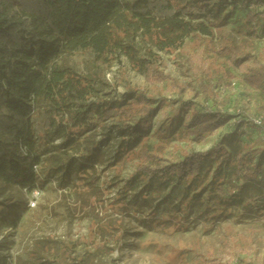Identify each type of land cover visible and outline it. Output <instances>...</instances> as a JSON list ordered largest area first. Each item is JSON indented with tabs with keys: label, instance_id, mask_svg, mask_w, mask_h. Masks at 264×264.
Masks as SVG:
<instances>
[{
	"label": "trees",
	"instance_id": "1",
	"mask_svg": "<svg viewBox=\"0 0 264 264\" xmlns=\"http://www.w3.org/2000/svg\"><path fill=\"white\" fill-rule=\"evenodd\" d=\"M252 6L264 8V0H0V224L8 222L9 209L22 190L36 187L34 165L67 178L72 174L83 182L90 190L83 199L87 206L102 201V191L92 186L97 180L95 166L106 160L102 148L115 139L113 163H120L141 145L157 111L155 102L138 90L104 98L105 75L121 54L148 83H162L169 76L159 73L157 53H172L196 43L224 58L227 70L237 69L243 85L260 94L264 104V65L252 62L248 52L239 55L241 51L228 37L217 49L213 44L215 28L237 12L259 19L258 10L251 13ZM188 62L195 73L205 75L208 65L202 50L190 54ZM209 85L207 80L205 86ZM204 99L191 113L187 106L184 131L196 142L236 120L235 115H227ZM237 117L235 128H259L261 135L254 143H228L230 151L223 157L229 166L226 180L219 179L220 172L209 179L211 164L202 172L205 163L223 150L211 147L174 164L149 161L137 165L117 190L115 205L129 197L126 205L140 206L141 189L146 191L159 179L166 186L175 179V185L182 186V200L189 194L199 199L209 184L210 193L228 194L239 205L242 187L235 191L237 183L251 180L253 171L260 174L263 188L253 202L264 207L263 167L254 158L263 139V117H255L260 125L243 112ZM200 184V191L191 193ZM231 184L236 186L230 188ZM126 205L121 208L127 210ZM120 225L116 219L106 218L102 227L112 237L111 230L119 231ZM72 248L67 242L39 239L27 257L16 258L14 264H47L49 253L59 254V264H93L91 259H75ZM0 264H10L8 256L0 253ZM235 264L253 263L240 259Z\"/></svg>",
	"mask_w": 264,
	"mask_h": 264
},
{
	"label": "rangeland",
	"instance_id": "2",
	"mask_svg": "<svg viewBox=\"0 0 264 264\" xmlns=\"http://www.w3.org/2000/svg\"><path fill=\"white\" fill-rule=\"evenodd\" d=\"M257 10L261 14L259 19L248 18L239 11L230 16L225 25L216 27L215 49L228 37L241 51L239 55L248 52L252 62L264 65V8L252 6L250 9L251 13ZM198 50H202L208 65L205 75L195 73L188 62V56ZM157 54L159 73L169 76V80L162 83H148L144 74L132 69L129 58L123 54L105 75L107 86L102 93L105 99L124 94L127 89L138 90L155 102L157 111L141 145L120 163H113L115 139L102 148L106 160L103 165L95 166L97 180L92 182L93 187L102 191V201L87 206L83 199L90 190L83 182L72 174L67 178L63 173L40 167L33 189L37 191L23 189L15 206L9 209L8 222L0 224V253L8 256L10 264L18 257L25 259L33 242L45 238L72 244L75 259H91L93 264H235L240 259L264 264V207L253 202L263 188L260 174L256 176L253 171L251 180L237 183L235 191L242 187L239 205L236 198L229 199L228 194L210 193L209 184L199 199L189 194L182 200L184 192L181 185H175V179L168 186L164 179H159L146 191L141 189L140 206L126 205L129 197L115 205L117 190L137 165L149 161L161 166L174 164L190 153L205 152L211 147L219 146L223 150L220 156L205 163L202 172L206 173L211 164L209 179L212 173L220 172L219 179L226 180L229 166L223 157L230 151L228 143H254L261 135L259 128L233 126L240 112L254 118L263 117L264 139L262 96L243 85L237 69L227 70L224 58L216 57L196 43L172 53ZM207 80L209 86H205ZM204 97L208 98L209 105L222 108L227 115H235L236 120L203 142H196L184 131L187 106L191 113L205 101ZM263 139L254 158L259 159L264 174ZM89 180L86 177V181ZM200 189L201 184L191 193ZM30 201L33 206L27 205ZM125 205L127 210L121 208ZM106 218L121 223L119 231L111 230L114 237L102 227L106 226ZM58 255L49 253L47 264H59Z\"/></svg>",
	"mask_w": 264,
	"mask_h": 264
},
{
	"label": "built area",
	"instance_id": "3",
	"mask_svg": "<svg viewBox=\"0 0 264 264\" xmlns=\"http://www.w3.org/2000/svg\"><path fill=\"white\" fill-rule=\"evenodd\" d=\"M252 122H253L255 125H260V123H261L260 119H257V118L252 119ZM33 170L37 173V171L39 170V167H38L37 165H34V166H33ZM25 190H27V189H25ZM36 191H37V190H32L31 192H32V193H35ZM34 198H35V197H33V199H34ZM32 203H33V202L30 201L27 205L31 204L30 206H33Z\"/></svg>",
	"mask_w": 264,
	"mask_h": 264
}]
</instances>
